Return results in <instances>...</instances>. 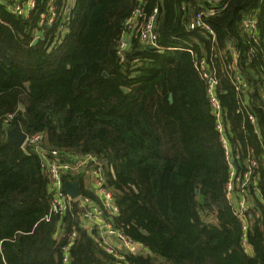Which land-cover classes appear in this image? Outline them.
Instances as JSON below:
<instances>
[{
	"label": "trees",
	"instance_id": "obj_1",
	"mask_svg": "<svg viewBox=\"0 0 264 264\" xmlns=\"http://www.w3.org/2000/svg\"><path fill=\"white\" fill-rule=\"evenodd\" d=\"M139 5L146 14L158 6L160 47L133 36L121 60L118 42ZM209 6L203 0H74L69 31L49 47L48 36L33 43L41 4L25 19L0 1V264H119L96 229L83 225L75 203L72 211L44 219L49 177L32 148L6 141L9 114L10 127L43 133L49 147L92 153L106 163L120 209L115 226L148 249L127 255L124 264H264V210L249 221L247 253L227 196L229 166L216 118L195 66V56L212 57L229 139L243 168L248 146L264 154L238 112L241 99L264 141V0H224L206 19L215 41L190 27ZM250 15L257 18L254 35L244 29ZM218 50L225 61L238 52L248 90L237 92ZM255 173L259 193L250 192L254 207L262 208L264 170ZM65 180H79L82 194L95 195L83 174ZM74 229L65 263L63 246Z\"/></svg>",
	"mask_w": 264,
	"mask_h": 264
},
{
	"label": "built area",
	"instance_id": "obj_2",
	"mask_svg": "<svg viewBox=\"0 0 264 264\" xmlns=\"http://www.w3.org/2000/svg\"><path fill=\"white\" fill-rule=\"evenodd\" d=\"M6 4L7 8L18 17L28 19L32 11L41 4L43 10L40 13L37 26L34 30V40H43L48 36V46L57 47L60 45L69 31L71 12L74 0H0ZM212 3L214 6L201 8L193 18L190 27L192 29L200 28L211 35V40H216V33L206 19L219 12V5L224 0H203ZM159 13L158 6L153 12L146 14L142 5H139L125 22V30L118 42L117 54L124 60L125 52L130 46V40L133 36L140 39L147 46L158 45V32L156 29V19ZM257 18L254 15L247 16L244 19V29L248 34H255L257 30ZM192 54L193 50L187 48ZM215 56L223 60V68L227 76L231 79L238 93L248 90L249 85L244 76L241 75L238 65V52L233 50V58L229 61L224 60L225 51H216ZM212 54V55H213ZM212 57L206 58L204 55L195 56V66L200 76L206 83L207 93L211 109L216 118V129L220 134V140L224 149L226 161L229 166V180L227 182V196L232 205L233 212L242 222L244 230L243 243L245 251H251L247 244V231L249 221L254 217H260L264 210V195L262 197V208L254 207V201L250 189L257 187L256 170H264V154L259 156L253 147L248 146V155L244 159V167H240L242 160L240 152H233V144L229 139L228 127L224 121L226 115L222 110L220 99L217 95V85L219 79L216 70L212 64ZM242 112L245 118L251 123V130L258 134L261 140V147L264 151V141L261 138L260 128L257 123V117L248 110L243 109L247 103L240 99ZM14 114H9L4 124L10 127V121ZM246 128L245 125L242 126ZM8 129V128H7ZM7 131V130H6ZM25 149L30 147L38 155L42 168L49 177V194H50V212L44 217L47 221L52 215H63L72 211L74 203L80 208V214L85 226L95 228L100 244L104 249L112 254L119 264H124L126 256L129 254L138 255L147 253L148 249L144 242L138 241L127 236L124 231L115 226L114 217L120 212L112 190L108 187L107 165L92 153L73 154L60 151L57 148L49 147L46 144L43 133L28 135L20 146ZM83 174L90 177L91 186L94 196L84 195L81 193L72 198L65 190V175ZM87 177V178H88ZM77 237L76 229L69 234V240L63 246V261L69 263L70 248Z\"/></svg>",
	"mask_w": 264,
	"mask_h": 264
},
{
	"label": "water",
	"instance_id": "obj_3",
	"mask_svg": "<svg viewBox=\"0 0 264 264\" xmlns=\"http://www.w3.org/2000/svg\"><path fill=\"white\" fill-rule=\"evenodd\" d=\"M39 40L35 39L34 40V44L37 43ZM153 49H156L157 46L153 45L151 46ZM104 75H107V73H104ZM27 86L30 85V83H26ZM124 91H128L127 88H123ZM172 94H170V100H172ZM27 137V133L24 132L19 126H14L11 128L7 129V133H6V141L7 142H13L16 143L17 145L21 146L23 144V142L25 141ZM65 190L67 191V193L72 197H76L81 193V189H80V181L76 180V181H70V180H66L65 181Z\"/></svg>",
	"mask_w": 264,
	"mask_h": 264
},
{
	"label": "rangeland",
	"instance_id": "obj_4",
	"mask_svg": "<svg viewBox=\"0 0 264 264\" xmlns=\"http://www.w3.org/2000/svg\"><path fill=\"white\" fill-rule=\"evenodd\" d=\"M87 177H88V176H87ZM87 177H85V179H86V183L89 184V183L91 182V178H90V177L87 178ZM87 186H88V185H87ZM83 225H86V224H83Z\"/></svg>",
	"mask_w": 264,
	"mask_h": 264
}]
</instances>
